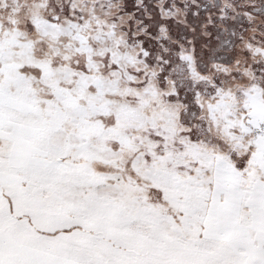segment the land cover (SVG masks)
I'll list each match as a JSON object with an SVG mask.
<instances>
[{
    "label": "snow or ice",
    "instance_id": "snow-or-ice-1",
    "mask_svg": "<svg viewBox=\"0 0 264 264\" xmlns=\"http://www.w3.org/2000/svg\"><path fill=\"white\" fill-rule=\"evenodd\" d=\"M0 264H264V0H0Z\"/></svg>",
    "mask_w": 264,
    "mask_h": 264
}]
</instances>
